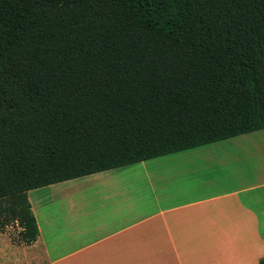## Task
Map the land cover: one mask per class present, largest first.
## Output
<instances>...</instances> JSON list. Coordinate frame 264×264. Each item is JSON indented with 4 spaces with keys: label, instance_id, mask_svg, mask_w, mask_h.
Returning a JSON list of instances; mask_svg holds the SVG:
<instances>
[{
    "label": "trees",
    "instance_id": "trees-1",
    "mask_svg": "<svg viewBox=\"0 0 264 264\" xmlns=\"http://www.w3.org/2000/svg\"><path fill=\"white\" fill-rule=\"evenodd\" d=\"M263 128L264 0H0V229L21 243L32 189Z\"/></svg>",
    "mask_w": 264,
    "mask_h": 264
},
{
    "label": "crops",
    "instance_id": "crops-1",
    "mask_svg": "<svg viewBox=\"0 0 264 264\" xmlns=\"http://www.w3.org/2000/svg\"><path fill=\"white\" fill-rule=\"evenodd\" d=\"M28 195L51 264H261L264 128Z\"/></svg>",
    "mask_w": 264,
    "mask_h": 264
},
{
    "label": "rangeland",
    "instance_id": "rangeland-1",
    "mask_svg": "<svg viewBox=\"0 0 264 264\" xmlns=\"http://www.w3.org/2000/svg\"><path fill=\"white\" fill-rule=\"evenodd\" d=\"M19 230L17 223L0 229V264H51L39 243L20 242Z\"/></svg>",
    "mask_w": 264,
    "mask_h": 264
}]
</instances>
